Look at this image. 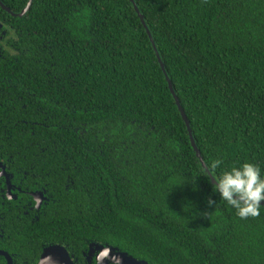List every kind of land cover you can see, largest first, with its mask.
I'll list each match as a JSON object with an SVG mask.
<instances>
[{"label": "trees", "instance_id": "1", "mask_svg": "<svg viewBox=\"0 0 264 264\" xmlns=\"http://www.w3.org/2000/svg\"><path fill=\"white\" fill-rule=\"evenodd\" d=\"M133 4L205 167L264 178V0L0 7V162L47 199L0 248L13 264L96 244L146 264H264V205L241 219L213 188Z\"/></svg>", "mask_w": 264, "mask_h": 264}, {"label": "clouds", "instance_id": "2", "mask_svg": "<svg viewBox=\"0 0 264 264\" xmlns=\"http://www.w3.org/2000/svg\"><path fill=\"white\" fill-rule=\"evenodd\" d=\"M222 163L221 159H216L207 165L208 176L215 181L213 188L219 192L221 200L235 208L241 219L259 218L261 202L264 201V178L261 177L260 167L245 162L216 175V170ZM106 260L111 261V264H122L120 258L113 256L107 247L95 255L93 264H104ZM42 264H55V261L48 256Z\"/></svg>", "mask_w": 264, "mask_h": 264}, {"label": "flooded vegetation", "instance_id": "3", "mask_svg": "<svg viewBox=\"0 0 264 264\" xmlns=\"http://www.w3.org/2000/svg\"><path fill=\"white\" fill-rule=\"evenodd\" d=\"M46 200L40 191L29 190L25 172L21 170L11 171L6 163L0 162V244L5 240L3 236L9 237L6 233L9 232V227L12 228L15 223L21 228V225L25 224L27 219L30 222L37 220L38 215H42L44 212V210L41 212V207ZM22 228L24 229V227ZM91 248L88 247L86 251L81 253V260L73 258L70 255L73 264H93L94 257L97 253L90 251ZM0 252L5 253L10 258L11 264H13L12 258L7 252L1 248ZM39 255L30 262H28V258L21 259L20 255L16 256L19 264H38L40 260ZM0 256L6 262L5 256Z\"/></svg>", "mask_w": 264, "mask_h": 264}, {"label": "water", "instance_id": "4", "mask_svg": "<svg viewBox=\"0 0 264 264\" xmlns=\"http://www.w3.org/2000/svg\"><path fill=\"white\" fill-rule=\"evenodd\" d=\"M31 3H32V0H28L27 1V4L25 6V8L22 10L21 13L19 14H15L13 12H11V10H9L7 7H5L1 2H0V7L2 10H4L6 13L10 14L11 16H14V17H22L25 15V13L29 10L30 6H31ZM133 7H134V10L135 12L137 13L138 17H139V20L141 22V24L143 25L144 29L146 30V33L148 35V38H149V41L151 43V46L154 50V53H155V56L157 58V61H158V64L165 76V81H166V84H167V87H168V90L169 92L171 93L172 97H173V100H174V103L176 105V108L186 126V129H187V132H188V136H189V140H190V144L195 152V156L196 158L199 160V162L201 163V166L204 168L205 172H207V168L205 167L203 161H202V158L200 156V153L198 151V149L196 148L195 146V143L193 141V138H192V135H191V131H190V128H189V124H188V121H187V118L184 114V111L174 93V90H173V86L171 84V81L167 78L166 76V73H165V69H164V66L159 58V55L156 51V48H155V44H154V41L149 33V31L147 30L146 28V25L142 19V16L140 15V13L138 12L137 8L135 7V5L133 4ZM0 28H1V25H0ZM208 173V172H207ZM210 180L211 182L214 184L215 181L210 177ZM262 205H264V202H261ZM98 245V244H96ZM95 245V246H96ZM100 247H106V246H103V245H100ZM111 250V254L113 256H117L120 258L122 264H146L144 261H140V260H137L129 255H127L126 253H123V252H120L119 250H117L116 248H112V247H107ZM0 255H4L5 258H6V264H11V260L10 258L5 254V253H2L0 252ZM52 257L53 260L55 261V264H73V262L71 261L70 259V256L68 255V253L64 250L63 247H60V246H51V247H48L46 249H44V251L42 252L41 256H40V260H39V263L38 264H42V261L44 260L45 257ZM104 264H111V261H108L106 260L104 262Z\"/></svg>", "mask_w": 264, "mask_h": 264}, {"label": "rangeland", "instance_id": "5", "mask_svg": "<svg viewBox=\"0 0 264 264\" xmlns=\"http://www.w3.org/2000/svg\"><path fill=\"white\" fill-rule=\"evenodd\" d=\"M90 248L91 247H94V248H91L90 251L94 252V253H98L100 250H102L103 248L105 247H100V245H96V246H89ZM98 250V251H97Z\"/></svg>", "mask_w": 264, "mask_h": 264}]
</instances>
